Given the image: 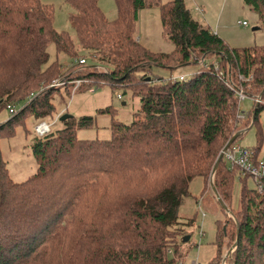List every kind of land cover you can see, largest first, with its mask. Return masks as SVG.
I'll use <instances>...</instances> for the list:
<instances>
[{"label": "trees", "instance_id": "16d2710c", "mask_svg": "<svg viewBox=\"0 0 264 264\" xmlns=\"http://www.w3.org/2000/svg\"><path fill=\"white\" fill-rule=\"evenodd\" d=\"M68 1L77 41L55 28L52 5L0 0V112L15 108L0 123V137L27 116L53 118L56 100L66 105L81 88L131 90L140 109L131 123L113 118L109 139L78 138L77 130L96 118L62 120L63 114L61 128L35 138L38 168L25 181L11 179L0 150V264H179L180 240L197 219L180 214L191 182L203 180L202 208L215 203L228 212L209 178L224 146L252 124L259 131L254 159H264V45L232 47L193 16L186 0H116L113 20L99 0ZM244 1L264 26V0ZM150 6L160 8L164 36L175 46L170 53L135 38L139 11ZM50 43L71 63L44 67ZM187 66L195 71L185 79L172 75ZM77 79L83 82L74 90ZM55 80L64 83L50 85ZM240 90L254 102L244 118L238 117ZM105 112L115 115L111 106L99 110ZM213 181L231 215L225 229L216 222L217 252L207 264H221L223 246L230 250L237 241L225 255L229 264H264V176L243 173L223 155Z\"/></svg>", "mask_w": 264, "mask_h": 264}, {"label": "rangeland", "instance_id": "374dc122", "mask_svg": "<svg viewBox=\"0 0 264 264\" xmlns=\"http://www.w3.org/2000/svg\"><path fill=\"white\" fill-rule=\"evenodd\" d=\"M45 4H50L54 8V25L59 31L70 33L77 41L75 30L70 23V15L75 12L68 0H41ZM171 0H161L166 3ZM193 16L204 23L211 25V29L224 38L232 47L244 48L251 46L264 45V26L262 25L258 13L252 9L244 0H186ZM99 6L105 16L113 20L118 16V7L116 0H99ZM247 22V24H243ZM258 27L257 29H253ZM136 40L140 41L145 47L155 52L170 53L174 51V44L169 41L163 33L161 22V13L158 6H150L139 11L136 22ZM49 61L46 67L53 61L58 60L60 64L67 65L71 59L56 50V45L50 43L48 46ZM64 68V67H63ZM195 71L194 66H187L173 71V76L180 74L190 75ZM157 73L163 76H169L166 71L157 70ZM59 80H55L50 85L59 86ZM121 95V97H119ZM57 113L53 118L45 120L52 123L51 130L56 131L62 127V121L59 117L63 114L75 116H93L96 118L94 125L88 128L77 130V136L81 139H109L112 136V119H118L124 123H131L135 114L140 109V98L133 94L131 90H124L122 87H113L109 84L95 87L94 91L84 88L72 91V96L67 100V104H62L58 100L55 102ZM253 98L247 97L240 101L239 111L246 114L253 108ZM113 107L115 115L105 112L99 113L100 109ZM19 109L22 105L18 104ZM11 114L8 109L0 112V123L6 122ZM260 127L264 132V111L260 114ZM42 122V121H41ZM55 122V123H54ZM40 124L33 116H27L25 122L17 124L14 132L0 137V150L2 157L6 162L9 175L15 182H21L28 179L37 171L38 163L33 155L32 146L35 138L39 135L36 131ZM259 140L258 126H251L245 134L239 139L238 143L253 148L257 146ZM264 158V141L259 154ZM211 177V174H210ZM209 177V178H210ZM211 181V178H210ZM249 186H255L253 181H249ZM204 187L201 178H195L190 184L192 196L186 198L180 208L182 216H197L194 225L186 226L188 231L184 235H191L190 242L180 240L181 258L179 264H207L217 252L216 234L217 220L220 230L226 228L227 213L221 210L215 203L212 206L202 208L197 203V198ZM240 181L237 180L234 186L233 207L239 206L240 200ZM211 195V193H210ZM221 207V206H220ZM186 220V219H184ZM190 232L192 234H190ZM203 233V234H201ZM229 250L228 245L223 246L221 264H229L225 255Z\"/></svg>", "mask_w": 264, "mask_h": 264}, {"label": "built area", "instance_id": "2783aa9c", "mask_svg": "<svg viewBox=\"0 0 264 264\" xmlns=\"http://www.w3.org/2000/svg\"><path fill=\"white\" fill-rule=\"evenodd\" d=\"M243 24H247V22H243ZM79 62L81 64H84L85 59L81 58ZM186 76H187L186 74H180L177 76V78L182 80L185 79ZM73 82L75 83V88H74L75 90L82 84L83 81L81 79H77ZM63 83L64 82L62 81L57 82L58 85H62ZM94 90H95L94 87L90 88V91H94ZM119 97H121V95H119ZM238 97L240 98V100H244L245 98H247V95L242 90H240L238 91ZM255 100L260 102L261 99L258 98ZM9 110L10 112L13 113L15 111V108L9 106ZM238 117L244 118L245 113L238 114ZM51 126L52 123L50 124L47 123L46 121H42L37 126L36 131L39 133V135H44L51 130ZM224 156L232 166H238L243 173H250L258 178L264 176V159L255 160L254 159L255 153L251 148L234 142L226 149V151L224 152ZM193 264H195V262Z\"/></svg>", "mask_w": 264, "mask_h": 264}, {"label": "water", "instance_id": "95a60500", "mask_svg": "<svg viewBox=\"0 0 264 264\" xmlns=\"http://www.w3.org/2000/svg\"><path fill=\"white\" fill-rule=\"evenodd\" d=\"M257 28H258V27H254L253 29L255 30V29H257ZM263 94H264V89H263L262 93L260 94V97H261ZM69 116H70V115H68V114H64V115L62 116L61 119L64 120V119L68 118ZM251 126H252V124H251ZM247 130H248L247 128L242 129V130L238 131L237 133H235V134L232 136V138H230V140L227 142V144L224 146V148H223L222 151L220 152V154H219V156H218V158H217V160H216V164H215V166L213 167L212 172H211V177H210V178H211V181H210V182H211L212 190H213L214 194L216 195V197H217L218 201L220 202V204H221V205L223 206V208H224L226 211H228L229 213H231V210L227 207V205H226V204L224 203V201L222 200V198H221V196H220V194H219V192H218L216 186L214 185V181H213V179H214V175H215V172H216V170H217V167H218L219 163L221 162V160H222V158H223V155H224V152L226 151V149H227L232 143H234V142L236 141V139L238 138V136H239L240 134L245 133ZM190 238H191L190 235H185L184 238H183V241H184V242H187V241L190 240ZM237 243H238V241L232 246V248L229 250L228 253H230V252L232 251V249L237 245Z\"/></svg>", "mask_w": 264, "mask_h": 264}, {"label": "crops", "instance_id": "0c3cea01", "mask_svg": "<svg viewBox=\"0 0 264 264\" xmlns=\"http://www.w3.org/2000/svg\"><path fill=\"white\" fill-rule=\"evenodd\" d=\"M208 26H210L211 27V25H208ZM213 30V29H212ZM215 32V31H214ZM216 33V32H215Z\"/></svg>", "mask_w": 264, "mask_h": 264}]
</instances>
